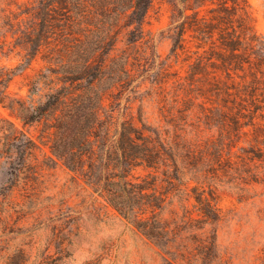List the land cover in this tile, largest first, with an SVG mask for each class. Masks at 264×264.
<instances>
[{"label": "trees", "instance_id": "obj_1", "mask_svg": "<svg viewBox=\"0 0 264 264\" xmlns=\"http://www.w3.org/2000/svg\"><path fill=\"white\" fill-rule=\"evenodd\" d=\"M157 1L13 0L16 9H0V58H19L0 65V105L23 128L38 126L31 136L4 118L3 137L19 144L25 166L42 156L45 168L67 169L167 264H223L222 191L243 202L264 185V35L250 0H161L171 56L188 66L172 72L145 28ZM30 69L26 93L11 92ZM147 84L156 122L142 105L134 112ZM2 150L11 171L15 152Z\"/></svg>", "mask_w": 264, "mask_h": 264}, {"label": "rangeland", "instance_id": "obj_2", "mask_svg": "<svg viewBox=\"0 0 264 264\" xmlns=\"http://www.w3.org/2000/svg\"><path fill=\"white\" fill-rule=\"evenodd\" d=\"M12 1L0 0V9L7 12L16 9L15 5H9ZM250 3L255 28L264 35V0ZM170 15L169 5L158 0L145 28L162 60L170 57L168 64L173 65L170 70L185 74L188 66L182 60L177 63L171 56L172 42L166 37ZM18 62L15 55L0 58V65L13 66ZM39 66L35 63L33 68ZM33 71L16 77L10 91L25 94L26 77ZM140 93L134 112L142 105L151 122L158 121L155 90L147 84ZM4 118L31 136H36L38 130L37 125L23 128L0 105V150L13 148L15 152L11 171L0 162V264H167L157 245L136 232L102 198L92 196L83 186H75L67 169L45 168L42 156L25 166L17 153L19 144H6L3 135L10 125ZM0 156L6 153L2 150ZM20 168L28 172L17 173ZM249 188L251 194L258 196L243 202L229 191H222L220 206L225 218L220 224L218 249L223 264H264V185Z\"/></svg>", "mask_w": 264, "mask_h": 264}]
</instances>
